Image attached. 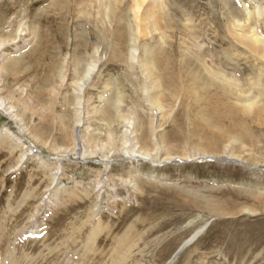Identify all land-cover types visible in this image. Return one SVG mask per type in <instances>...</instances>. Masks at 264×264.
<instances>
[{
  "label": "rangeland",
  "instance_id": "374dc122",
  "mask_svg": "<svg viewBox=\"0 0 264 264\" xmlns=\"http://www.w3.org/2000/svg\"><path fill=\"white\" fill-rule=\"evenodd\" d=\"M31 1L0 0V264H264V0Z\"/></svg>",
  "mask_w": 264,
  "mask_h": 264
},
{
  "label": "bare ground",
  "instance_id": "6f19581e",
  "mask_svg": "<svg viewBox=\"0 0 264 264\" xmlns=\"http://www.w3.org/2000/svg\"><path fill=\"white\" fill-rule=\"evenodd\" d=\"M21 1V0H20ZM74 2H77V1H82V0H73ZM84 2L85 1H87L88 3H89V5H91V8H92V11H91V13H93V12H96L97 14H96V19L97 20H93V19H95L94 18V16L93 17H91L90 18V20L91 21H94V23L96 24V22H98V24L99 23H101V19H102V12H103V5L106 3V0H83ZM135 1V4H136V6H143L144 5V3H145V0H134ZM86 2V3H87ZM155 2H157V0H155ZM20 3H22V4H20ZM87 3V4H88ZM92 3V4H91ZM17 4H20L19 5V7H20V10L23 8V9H26L27 10V12H26V15H29V13H30V8H31V6H34V4H37V2H32L31 0H22V2H19V0H17ZM51 5H55V4H51ZM93 5H94V7L95 8H93ZM65 7H64V5H55L54 6V8H50V9H48V10H42V13L44 14V15H46V14H48V13H51L52 14V16H57V17H59V14H61L62 12V10L64 9ZM35 11V10H34ZM57 11L59 12V14L57 13ZM36 12V11H35ZM134 13H135V17H136V20H138V9H134ZM62 15V14H61ZM155 15V14H154ZM16 16V15H15ZM64 16V15H63ZM145 16H146V14H145ZM34 17L35 16H33L31 19L33 20V22H35V19H34ZM152 17H153V14H152ZM155 17V16H154ZM6 18V17H5ZM157 18V17H156ZM7 19V18H6ZM51 19V18H50ZM49 19V20H50ZM155 19V18H154ZM32 20H31V23H32ZM38 20H39V22L41 23V21H42V23H43V20H40L39 18H38ZM89 20V21H90ZM3 21H5V20H3ZM30 21V20H29ZM161 21V20H160ZM10 22V21H9ZM139 22V21H138ZM141 22V21H140ZM41 23V24H42ZM51 23H53V22H51ZM3 24V23H2ZM138 24V23H137ZM159 24V23H158ZM242 24V23H241ZM16 25V24H15ZM141 26V25H140ZM231 26V25H230ZM237 26V25H236ZM244 26V25H243ZM10 27V26H9ZM117 28H116V38H117V40H118V42L119 43H121V36L119 35V33H120V28L118 27V26H116ZM143 27V26H142ZM5 28V27H4ZM97 28V27H96ZM144 28V27H143ZM151 28V27H150ZM10 29V28H9ZM98 29V28H97ZM118 29H119V31H118ZM141 29V28H140ZM145 29V28H144ZM235 29V28H234ZM238 29V28H237ZM246 29V28H245ZM244 30V29H243ZM10 32V31H9ZM118 32V33H117ZM141 32H143V31H141ZM254 32V31H253ZM40 34V33H39ZM83 34V33H82ZM91 34V33H90ZM147 34V33H146ZM246 34V33H245ZM254 34V33H253ZM10 35V34H9ZM100 34L98 33V35H95V37H97V36H99ZM144 35V34H143ZM248 36H250V35H248ZM243 37V36H242ZM42 39V38H41ZM41 39H40V42H41ZM247 39V38H246ZM257 39H258V42H259V38H256V41H257ZM260 40H261V38H260ZM5 43V42H4ZM84 44H85V42H83ZM250 43V42H249ZM1 44H3V43H1ZM39 45H36V48H37V52L36 53H38V52H40L41 50H40V47H43V46H40V43H38ZM254 44V43H253ZM260 44V43H259ZM264 44V43H263ZM80 45H82V44H80ZM255 45H257L258 46V44L255 42ZM261 45V44H260ZM256 46V47H257ZM45 47V46H44ZM49 47H50V45H49ZM252 47V46H251ZM255 47V46H254ZM261 47V46H260ZM51 48V47H50ZM34 50H35V48H34ZM81 52V51H80ZM32 53H33V55H34V51H32ZM32 53H31V55H32ZM36 55V54H35ZM57 56V55H56ZM83 58V57H82ZM82 58H80L79 60L82 62ZM31 59V61H34V62H37V61H35V58H33V57H31L30 58ZM263 59H264V57H263ZM54 60V59H53ZM53 60H51L50 61V63L48 64V71L50 72V68H51V70H52V74H51V76H53V78H51V80L50 81H48L47 82V85H49L50 83H52V80L55 78V75H56V68H57V66H59V64H58V59L57 60H55V61H53ZM150 61V60H149ZM149 61H146V63L144 64V66L146 67V69H148V70H150V71H152V65H150L149 64ZM16 62V61H15ZM16 63H18V62H16ZM38 63V62H37ZM215 63H216V61H215ZM12 64H15V63H12ZM202 64V63H201ZM206 65V64H205ZM17 66V65H16ZM33 66V65H32ZM31 66V67H32ZM159 66V65H158ZM162 66V65H161ZM23 67V66H22ZM18 68L17 67V69L15 70V71H11L12 73V75H11V77H10V79H12L13 78V81L12 82H16L17 80H21L22 79V77L21 76H17L16 74H17V72L21 75V74H24V73H26L27 72V67H25V68ZM166 67H168V65L166 66ZM198 68H199V70L197 71V72H195V71H193L192 69H189L188 70V68H187V66H185L184 67V70L187 72V77L183 80V82H182V80H180L179 82H182V83H187V86H191V88H192V92L191 93H185L187 96H189V97H195V98H193L195 101H199L198 99H199V96H198V93L199 92H201V91H203V92H205L206 91V89L209 91L211 88H214V86L216 87V89H217V91L218 92H220V93H222L223 94V96L224 97H226L227 99H230V96H231V93L232 92H230V90H232L233 88H237L238 86H237V84L235 83V82H232V80L230 79V78H226V76L225 75H222V74H215V73H205V74H208V75H211V76H214V78L215 79H213V78H208V76H206L205 74H204V72L203 71H205L204 70V68H201L200 66H198ZM4 69V68H3ZM168 69V68H167ZM9 70V69H8ZM34 71V70H33ZM37 71V70H36ZM83 70L81 69L80 70V72L79 73H81ZM208 71V70H207ZM166 72V71H165ZM6 73V72H5ZM152 73H154V72H152ZM156 73V72H155ZM154 73V75H156ZM89 74H90V72H89V70H85L84 72H82V74H80L79 76H77V77H80V79H81V81H83V80H85L86 79V77L87 76H89ZM31 76V75H30ZM148 76V75H147ZM166 78L165 79H167L168 77H171L172 75H170L168 72L166 73ZM39 77V76H38ZM48 77V76H47ZM50 78V77H49ZM28 79V78H27ZM216 79H218L219 81H216ZM55 81V80H54ZM162 82V81H161ZM167 82H170V80H168ZM217 83V84H216ZM153 84V83H152ZM155 84V83H154ZM154 84H153V86H154ZM46 85V82H45V80L42 82V86H43V88H44V86L46 87L47 86ZM78 87V91H81V88H82V86H83V84H80V86L79 85H77ZM185 86V85H184ZM184 86H182L181 88H180V90H182V88L184 87ZM209 86H211V87H209ZM223 86V87H222ZM225 86V87H224ZM229 89V90H228ZM189 90V89H188ZM205 90V91H204ZM238 90H239V88H238ZM190 91V90H189ZM196 91H197V94H196ZM232 91H234L235 92V90H232ZM186 92H187V90H186ZM239 92H240V90H239ZM193 93H195L196 94V96H192L193 95ZM233 94V96L235 95L234 93H232ZM241 94V93H240ZM239 94V95H240ZM242 95V94H241ZM232 97V96H231ZM240 98H241V104L242 103H244V101H246L247 100V98H242L241 96H239ZM189 99V98H188ZM193 99H191V100H193ZM237 100H239V99H237ZM78 103V102H77ZM252 103V102H251ZM253 104V103H252ZM78 105V104H77ZM209 105H211V104H209ZM233 105V104H232ZM237 105V104H236ZM109 106V105H108ZM206 106V105H205ZM238 108H236L237 110L239 109L240 111H242V106H237ZM239 107H241V108H239ZM262 108V107H261ZM200 109V111H197V113L199 112L200 114L202 113V112H204V111H206V112H208V111H211V110H213L214 109V106L213 105H211L210 107H208V108H199ZM246 109V108H245ZM262 110V109H261ZM79 111H80V109H79ZM80 113V112H79ZM236 114L237 113V111L234 109V108H231V110H230V114ZM199 116V115H198ZM211 117H213V115H207V114H203L202 115V117H201V119L203 120V121H205V122H207L208 124L209 123H211ZM74 120L77 122V124H78V126H79V124H80V122H81V119H80V114H76L75 113V116H74ZM202 123V122H201ZM206 123V124H207ZM214 127H216V126H214ZM234 127L235 126H228L227 128H232V129H234ZM224 132V131H223ZM231 132V130H229V133ZM232 133V132H231ZM219 135H222L223 137H227V136H229L227 133H221V134H219ZM228 139V138H227Z\"/></svg>",
  "mask_w": 264,
  "mask_h": 264
}]
</instances>
